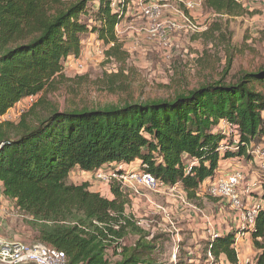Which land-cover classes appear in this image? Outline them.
Returning a JSON list of instances; mask_svg holds the SVG:
<instances>
[{
  "label": "trees",
  "instance_id": "16d2710c",
  "mask_svg": "<svg viewBox=\"0 0 264 264\" xmlns=\"http://www.w3.org/2000/svg\"><path fill=\"white\" fill-rule=\"evenodd\" d=\"M237 5L230 0L203 3L218 13ZM83 15L97 24L89 25ZM119 17L105 0L95 5L93 0H0V115L19 99L42 94L64 78V62L80 56L85 34L95 33L114 47ZM41 104L42 96L18 122L0 123L2 194L31 218L36 242L61 250L69 264H154L156 244L125 213L127 201L118 184L111 182L112 197L106 198L91 191L87 182H70V172L93 173L103 164L139 160V169L165 186L180 184L194 199L216 176L220 160L249 159L247 146L264 139V63L241 71L233 82L207 83L171 99L51 108L39 117ZM219 120L234 125L236 149L228 147L231 141ZM111 167L122 172L117 165ZM129 232L138 238L122 246L120 239ZM235 235L229 231L207 238L205 252L214 260L223 256L239 264ZM251 239L254 264H264V206ZM109 249H120V259L110 262Z\"/></svg>",
  "mask_w": 264,
  "mask_h": 264
},
{
  "label": "rangeland",
  "instance_id": "374dc122",
  "mask_svg": "<svg viewBox=\"0 0 264 264\" xmlns=\"http://www.w3.org/2000/svg\"><path fill=\"white\" fill-rule=\"evenodd\" d=\"M97 2L93 0L94 5ZM196 14L200 31L194 34L174 33L169 40L171 56L167 59L159 43L143 41L136 34L137 40L134 41L131 34L130 38H126V31H122L114 47L111 45L107 49L106 44L100 45L97 35L94 37L91 32L85 34L87 50L76 59L67 58L63 69L65 77L54 81L45 92L39 94L43 104L37 107L36 113L42 117L51 108L104 107L133 101L171 99L207 83L233 82L241 71L255 70L264 63V2L248 6L240 4L223 13L202 6ZM81 19L92 26L97 24L89 15H83ZM130 20L128 18L126 22ZM18 120L11 119L12 122ZM29 121L34 122L35 118L30 117ZM228 138L231 141L228 147L232 148L235 139L232 135ZM249 145L253 149L264 145V139H255ZM111 166L114 163L104 169L103 176L73 170L69 174V181L74 184L87 182L90 190L106 198L110 197L112 181L118 184L119 189L122 187L123 191L120 190L127 201L125 213L149 234L146 238L156 244L154 264H222L219 259L214 260L205 252L206 239L199 235L192 239L193 231L188 224L196 222L177 215L187 211L195 213L196 218L215 217L217 209L212 202L221 198L212 196L206 186L200 188L199 196L194 199L188 198L178 188L151 191L111 176ZM118 168L124 173L133 171L127 166ZM140 192L155 194L159 198H176L178 202L176 206L165 203L156 204L145 211L142 208L135 210L133 200ZM3 208L5 213L1 216L6 226H2L4 235L0 236L28 244L36 242L35 230L30 225L31 218L19 211L10 199ZM210 224L213 225L207 220L204 230L212 228L216 231L214 225L211 227ZM137 238L138 234L129 232L120 239V243L129 246ZM208 238H212L211 234ZM236 248L239 252V243ZM119 250L109 249L106 252L110 262L120 259ZM250 257L253 259L254 256Z\"/></svg>",
  "mask_w": 264,
  "mask_h": 264
},
{
  "label": "built area",
  "instance_id": "2783aa9c",
  "mask_svg": "<svg viewBox=\"0 0 264 264\" xmlns=\"http://www.w3.org/2000/svg\"><path fill=\"white\" fill-rule=\"evenodd\" d=\"M111 10L119 13L120 17L114 25L116 38L122 31H126V36L136 41L135 34L144 40L159 43L164 58L171 56L169 40L174 33L194 34L200 31L197 23L196 12L202 8L205 0H105ZM238 5L248 6L252 3H262L264 0H230ZM97 4V3H96ZM131 18L130 22H126ZM130 38V36H129ZM100 45L103 42L100 40ZM173 44H176L173 41ZM113 43L106 44V49ZM137 45V44H136ZM136 47V46H135ZM100 52V50L98 49ZM75 59V58H74ZM39 94L28 95L16 101L3 115H0V123L11 121L29 110L37 101ZM224 126V132L228 138L231 135L227 130H234V125L225 120H219ZM223 130V129H222ZM238 135L235 136L234 146L236 149ZM246 153L249 156L250 165L254 166L250 171L254 173L250 176L246 170H234L226 174H216L212 179L203 184L209 188L212 196H217L226 200L232 209L240 212L241 230L251 232L255 226V219L260 207L264 206L260 202L249 203L253 193L258 192L262 187L261 172L264 173V145H259L253 149L247 146ZM118 167H131L132 164H115ZM145 167V165H144ZM104 169H99L94 173L97 176L104 175ZM111 176L127 183H134L148 188L151 191L174 190V186L161 184L153 175L143 169L131 171L129 173H116L112 170ZM122 190V187H120ZM123 191V190H122ZM8 202L2 194L0 183V215L4 214V205ZM243 232L236 233L233 247L237 250L239 239ZM215 233H211L213 238ZM209 255L210 252H208ZM0 264H69L66 255L61 250L48 246L42 242L31 244L7 240L0 236Z\"/></svg>",
  "mask_w": 264,
  "mask_h": 264
},
{
  "label": "crops",
  "instance_id": "0c3cea01",
  "mask_svg": "<svg viewBox=\"0 0 264 264\" xmlns=\"http://www.w3.org/2000/svg\"><path fill=\"white\" fill-rule=\"evenodd\" d=\"M95 35H96L95 33L92 34V36L94 37ZM125 37L129 38V36H125ZM126 40L127 42H131L129 39H126ZM87 48H88V42H86V38L84 35V37L82 38L81 54H83L84 51L87 50ZM220 128L223 129L224 132H226L222 124H220ZM227 132H229L235 138L236 136L235 130H227ZM138 162L139 160H134L133 162L128 163V164H132V166L130 167L131 169H133L134 171H138L139 170V168L137 167ZM109 165L110 164H103L100 167V169H106V167H109ZM251 168L255 169L254 166L250 165V161H248V159H246L244 156H235V157H231L228 159L220 160L219 165H218L217 174H226L234 170L241 169V170H246L247 172H249L250 176H253L254 173L250 171ZM82 172L87 173V174L91 173V172H84V171ZM260 174H261L260 181L263 186L264 185V173L261 172ZM175 187L178 189H182L180 184H176ZM262 188L263 187H261L260 190H258V192L253 193V196H251L249 203L260 202L262 203V205H264L263 200L260 198V195L263 190ZM197 196H199V193H197L196 197ZM111 197L112 195L110 193L109 198ZM154 197L156 199H154ZM197 200L199 201V198ZM214 200L215 201L212 202V205L215 209H217V211L215 210L216 211L215 217L211 216V218H208V217L203 216L200 218H196L195 213L187 212V211L180 212L177 214L180 217H188L189 219H191L190 221L196 222L194 224H188V227L191 229V231H193V233L191 234L192 239H195L197 235H199L200 237L204 239H207L208 236L210 237V234L213 229L209 228L207 229L208 231L204 230L207 220L208 222L213 223L214 227L217 229L216 231L213 230L214 233L216 234L217 233L225 234L229 231H234L236 233L243 232L241 230L242 228H241L240 212L235 209L233 210L230 207L229 203L224 199H219L217 201L216 199ZM177 202L178 200L176 198H169V197L159 198V196L155 194H148V193L146 194V193L140 192V195L138 197H134L132 205L135 207V210L137 209L139 210V208H142V211H145L147 208L156 206V204L171 203L176 206ZM219 208L221 209V211H218ZM176 211L178 212V210ZM138 216H141V214H139ZM213 225H211V227H213ZM2 226L3 227L6 226V221L3 219V216L0 215V234L4 235L2 233ZM243 233L244 234L242 235L241 239H239V252L238 250H236L238 263L239 264H254V257H255L256 251L254 250L252 246L251 232H243ZM250 255L254 256L253 259H251ZM219 260L222 264H230L223 256L220 257Z\"/></svg>",
  "mask_w": 264,
  "mask_h": 264
}]
</instances>
